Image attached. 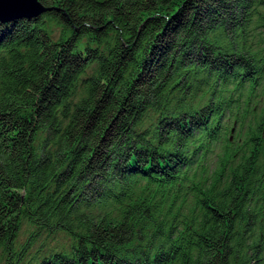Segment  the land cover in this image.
<instances>
[{"label": "trees", "instance_id": "obj_1", "mask_svg": "<svg viewBox=\"0 0 264 264\" xmlns=\"http://www.w3.org/2000/svg\"><path fill=\"white\" fill-rule=\"evenodd\" d=\"M39 1L0 21V264H264V0Z\"/></svg>", "mask_w": 264, "mask_h": 264}, {"label": "water", "instance_id": "obj_2", "mask_svg": "<svg viewBox=\"0 0 264 264\" xmlns=\"http://www.w3.org/2000/svg\"><path fill=\"white\" fill-rule=\"evenodd\" d=\"M45 7L39 0H0V21L31 18L40 15Z\"/></svg>", "mask_w": 264, "mask_h": 264}, {"label": "rangeland", "instance_id": "obj_3", "mask_svg": "<svg viewBox=\"0 0 264 264\" xmlns=\"http://www.w3.org/2000/svg\"><path fill=\"white\" fill-rule=\"evenodd\" d=\"M57 242H59V243H67L68 240L66 238H64V237H60ZM55 243L56 242L54 241V242L51 243V245H54Z\"/></svg>", "mask_w": 264, "mask_h": 264}]
</instances>
